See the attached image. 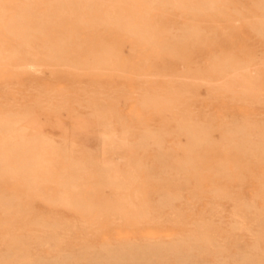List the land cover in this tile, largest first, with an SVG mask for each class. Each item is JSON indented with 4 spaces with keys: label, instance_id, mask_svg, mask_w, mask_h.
Instances as JSON below:
<instances>
[{
    "label": "rangeland",
    "instance_id": "rangeland-1",
    "mask_svg": "<svg viewBox=\"0 0 264 264\" xmlns=\"http://www.w3.org/2000/svg\"><path fill=\"white\" fill-rule=\"evenodd\" d=\"M0 264H264V0H0Z\"/></svg>",
    "mask_w": 264,
    "mask_h": 264
}]
</instances>
